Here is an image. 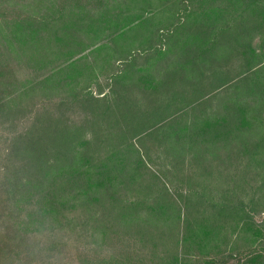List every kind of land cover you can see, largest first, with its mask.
Returning a JSON list of instances; mask_svg holds the SVG:
<instances>
[{"label": "trees", "instance_id": "obj_1", "mask_svg": "<svg viewBox=\"0 0 264 264\" xmlns=\"http://www.w3.org/2000/svg\"><path fill=\"white\" fill-rule=\"evenodd\" d=\"M263 212L264 0H0V264H264Z\"/></svg>", "mask_w": 264, "mask_h": 264}, {"label": "rangeland", "instance_id": "obj_2", "mask_svg": "<svg viewBox=\"0 0 264 264\" xmlns=\"http://www.w3.org/2000/svg\"><path fill=\"white\" fill-rule=\"evenodd\" d=\"M170 2H171V1H170ZM170 4H172V2L169 3L168 5H170ZM132 5H133V6H134V5H136V6H138V5H144V6H145V9L151 7L150 4H145L144 2H140L139 4H136V2H134V3H132ZM132 5H131V6H132ZM158 8H159V7H158ZM159 10H161V9H159ZM160 23H162V22H160ZM134 44H136V42H135ZM256 219L259 220V221L263 220V219H264V212L261 213V214H258V215L256 216Z\"/></svg>", "mask_w": 264, "mask_h": 264}]
</instances>
